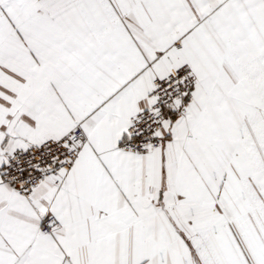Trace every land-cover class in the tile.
I'll return each mask as SVG.
<instances>
[{
  "label": "snow or ice",
  "instance_id": "obj_1",
  "mask_svg": "<svg viewBox=\"0 0 264 264\" xmlns=\"http://www.w3.org/2000/svg\"><path fill=\"white\" fill-rule=\"evenodd\" d=\"M0 264H264V0H0Z\"/></svg>",
  "mask_w": 264,
  "mask_h": 264
}]
</instances>
